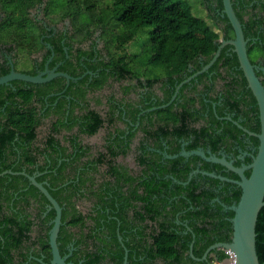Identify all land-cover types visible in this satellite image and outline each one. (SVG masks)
I'll use <instances>...</instances> for the list:
<instances>
[{"label":"trees","instance_id":"trees-1","mask_svg":"<svg viewBox=\"0 0 264 264\" xmlns=\"http://www.w3.org/2000/svg\"><path fill=\"white\" fill-rule=\"evenodd\" d=\"M231 1L245 38L250 33L255 34L253 26L258 19L253 16L259 12L264 13V0H249L252 3L248 10L239 5V0H236L238 7L234 0ZM213 2L215 6L211 5ZM0 3L7 13L14 16L12 21L15 22L12 23L10 32L19 36L22 49L27 46L38 50L43 46L39 27L28 16V9L40 3L44 4L42 11L53 23L62 19L69 21L72 30L69 37L73 42L77 44L79 41H89L88 47H78L73 52L76 62L82 58L81 72L73 71L75 67L71 61H68L69 68H63L73 75L88 71L79 81L77 96L80 98H85L87 91L101 90L112 79L116 82H127L122 85L125 94L137 87L147 89L144 99L142 97L140 100L141 104L145 109L155 106L153 110L145 113L148 123L144 136L153 141L158 150L149 152L146 157L140 153L135 156L136 163L144 166L141 172L147 175L144 180L130 176L126 166L113 164L118 155H126L128 152L127 146L119 147L125 140L120 137L124 135V131L117 134L114 140L108 134V140L115 142L116 147L112 148L111 143L106 145L104 151L81 165L77 162L80 155L78 150L72 149L71 152L65 153L66 148H61L62 156L68 158L69 162L63 160L59 163L57 158L51 155L57 143L53 135L41 149V153L49 156L51 162H46L47 167L38 165V172H45L35 178L44 183L48 192L62 207L57 244L60 254L67 256L66 262L121 264L124 248L116 235L117 222L122 242L128 249L127 264H153L156 260L162 261V264H216L225 260L228 255L221 248L211 250L206 259L197 258L202 257L209 245L231 240L232 225L229 219L233 216V211L229 209L223 216L222 204L230 206L237 203L241 188L232 182L204 175L201 171L214 172L233 179H238V176L231 171L226 172L223 165L208 162L198 155L165 158L160 145L165 142L168 147L165 153L169 155L179 153L182 142H186L182 146L186 151L200 148L206 155L217 154L221 149L230 150V140L236 139L237 134L244 133L242 126L254 133L260 131L258 105L249 88L250 99L247 103L251 105L253 125L247 124L246 120L238 122L239 125L224 118L228 114L222 109L227 105L228 113L235 111L238 114L241 100L233 92V87L238 81L233 75H222L218 71L219 68L222 65L234 67L240 74L243 85H247L236 53L232 52V56L225 55V47L222 48L209 68L210 71L215 70L213 78L218 77L225 81L222 94L225 98L222 103L224 105L216 104L217 97L211 98L212 103L206 101L202 95L190 94L195 84L189 93L183 92L195 78L180 87L173 101L169 102L172 91L166 88L162 100L144 104V100L149 99V91L155 83H162L163 86L169 84L171 89L174 88L176 83L200 70L212 59L220 39L234 37L230 23L223 15L222 1L202 0L210 13H213L210 15L213 25L194 15L190 5L183 0H0ZM258 22L264 24L263 16H260ZM143 27L151 29L142 49V53L148 57H145V62L142 61L140 65L137 63V55L125 54L123 50ZM96 32H99V37L96 38L103 43L99 50L93 48L96 43L93 36ZM259 35L264 40V33ZM260 38L252 45L248 44L247 54L251 63H254L258 56L264 58V44ZM190 64H193L191 71L188 70ZM207 73L208 71L200 73L196 79L201 83L202 77ZM162 76L166 78L163 82ZM261 82L264 85V79ZM205 88L211 90L208 84ZM22 97L26 103L31 94ZM107 102L109 110L105 117L96 109H87L80 125L81 132L93 135L104 124H112L111 112L114 105L111 99ZM168 102V105L161 107ZM97 103L101 104L100 98H97ZM214 103L216 105L213 107ZM131 111L134 121L137 108ZM237 114L231 116L235 121ZM15 123L19 126V136L0 130V172L7 169L20 171L26 167L27 173H31L35 169L32 166L36 155H32L28 149H22L25 164L5 163L1 152L13 138L17 137V142L33 141L37 135L35 129L40 123V118L32 112H23ZM218 128L220 130H217ZM133 135L134 131H131L127 140ZM249 137L252 145L258 146V139L253 135ZM70 141L71 144L75 143V140ZM74 146L73 148H76ZM243 161L251 162V156L247 155ZM241 163L240 160L233 162L235 166H240ZM103 165L107 166L105 173H109L113 180H104L98 184L96 174ZM67 167L72 177L65 178L64 169ZM195 169L200 171L192 174L188 180V175ZM244 173L249 175V171ZM165 175H172L180 183L171 189L168 188L171 179H165ZM196 180L201 181L196 183ZM209 182L214 185L210 186ZM219 184H223L225 191H214L213 186ZM122 187L127 189L124 191ZM17 189L19 192L13 196V190ZM82 198L92 201L97 198L103 208L97 212L91 208L85 214L77 208V202ZM214 198H218L221 203L215 200L212 202ZM11 199L10 208L2 209L1 202H9ZM30 199L37 202L36 208H26L25 205L29 204ZM18 201H23L25 205L16 208ZM48 206V200L30 184L26 176H0V264H50L52 255L48 236L55 212ZM128 210L132 211L131 217L128 216ZM110 215H114V218L110 219ZM176 218L185 221L188 228L176 224ZM100 220L105 222L104 229H98L102 224ZM72 228L77 231L74 234L72 250H69L67 247L72 240ZM255 234L256 253L259 263L264 264V206L257 216ZM148 239L151 242H148ZM192 241L194 257L189 255V245Z\"/></svg>","mask_w":264,"mask_h":264},{"label":"flooded vegetation","instance_id":"flooded-vegetation-1","mask_svg":"<svg viewBox=\"0 0 264 264\" xmlns=\"http://www.w3.org/2000/svg\"><path fill=\"white\" fill-rule=\"evenodd\" d=\"M234 1L238 7V2L236 0ZM248 1L249 0H239V5L243 7L244 10H248L249 5L252 3V1H256V0H252L249 2ZM43 5H44L43 3L36 4L34 7L28 9V16H30L35 21V24L39 27L40 41L43 44L41 48L35 50L32 47H27V46H25L23 49L21 48L20 39L18 38L19 36L16 35L15 33L10 32L11 25L13 22H15L12 21L14 16L7 13L5 8L2 6V3H0V78L9 74L10 72L24 73L31 76H35L38 74H42L46 69H48L49 71L67 73L72 77V79H66L63 76H57L49 81L42 83H31L20 79H12L5 83L0 84V130L12 132L13 135L19 136L18 134L19 126L15 122L18 120L19 116L23 112H32L33 115L40 118V123L37 125L35 129L37 134L36 138L29 143L17 142L15 140L17 137L13 138L12 141L3 150V152H1L3 161H5V163L8 164H13V163L25 164L26 159L22 157V149L26 148L29 150V152L32 155H36L34 160V165L32 166L35 169L31 173H27V168L24 167L20 171H13V172H24L28 175H34L35 177H38L45 172V171L38 172V165H42V166L45 165L47 167L46 162L48 163L51 162L49 156H47L44 153H41V149L44 147V145L47 144L46 141H48V138L51 135L54 136V140L57 142L56 145L54 146L55 151L52 150L51 155L54 158H57L59 163L63 162V160L69 162L70 160L68 158L62 156L61 148H66L65 153L71 152L72 149L78 150L80 155L79 158L77 159V162L78 164L81 165L86 160L92 159L99 152L104 151L106 145L111 143L112 148L116 147L117 145L115 142L108 140V134L114 140V137H116L117 134H120L121 131H124V135H120V137L122 138L124 137L125 140L123 144H119V147L127 146L128 152L126 155H118L113 161V164L125 166L117 161L118 158L121 156L127 157L129 154H133L134 157L133 162L136 164V166H138V170L131 172V170L126 166L128 168V174L136 178L141 177L142 180H144L147 177L146 174L141 173L143 172L144 166L143 165L139 166L136 163L135 156L138 153H140L146 157L148 154H150L149 152L158 150L156 149L157 147L155 146V143L153 141L147 140L144 136L145 129L147 128V123H148V116L145 115V113L149 111L148 109L155 107L153 106L145 109L141 104L140 100L142 99L144 94L148 92V90L137 87L135 88V90L133 91L129 90L125 94L122 85H126L127 82L125 81L116 82L110 79L108 81V85H105L101 90H103L106 86H109L110 83L116 82L118 84H121L119 85V95L113 92L111 94H107L106 96L103 97L104 99H102L101 97L102 94L99 93L101 90H99V91H87L85 98H80L79 96H77V91L79 90V81L88 71H84L82 74L79 75H73L72 73H68L63 68L64 66L66 68H69L68 61H71L73 62V66L75 67V70L73 71L81 72V69L83 67L82 58H80V60L76 62L73 52H75L78 47L81 48L88 47L89 41H87L86 43L79 41L77 42V44L76 42H73L72 39H70L69 37L70 34L72 33V30L69 27V21L67 19H62L56 23H53L50 20V17L42 11ZM211 5L215 6L214 2L211 3ZM208 12L210 13L209 10ZM8 16L10 17L9 19ZM260 16H263L264 19L263 12H259L257 15L253 16V18L259 20ZM258 20H256L257 22L253 26L255 30V34L250 33L245 38L247 40V49H248V44L252 45L257 39L260 38L259 34L261 32L264 33V24H261V22H258ZM93 38L95 39L96 42L93 45V48L95 50H99L100 49L98 47L99 39H97L95 36H93ZM260 40L261 43L264 44V40H262L261 38ZM51 42L54 45H52ZM224 47H225L224 50L225 55L232 56V52H234L233 47H231L229 44L224 45L222 48ZM59 48L61 50H58ZM199 62L201 63L202 61L199 60ZM252 65L254 66L256 75L258 76L260 81H262V79H264V58L258 56L257 58H255L254 63H252ZM192 67L193 64H190L188 70L191 71ZM209 68L206 70L208 71V73L202 77L201 83L196 79L197 76L196 75L195 77L192 78V79L195 78V80L189 85H187L184 88L183 92L189 93L192 90L193 85L195 84V88L190 92V94L202 95L206 99V101H212L211 98L217 97L218 100H216L217 101L216 104L222 106L224 105L222 103L225 100V98H223L222 96L224 92L223 85L225 81L221 80L218 77L213 78V74L215 73V70L210 71ZM218 71L221 72L222 75L224 76L233 75L234 78L238 81L237 83H235V86L233 87V92H235L236 97L241 100L239 103L240 110L238 114L235 111L228 113L226 111L227 105L225 104L226 108L222 109V111L224 113H227L228 115L225 116L224 118L227 120L231 119L233 123L234 122L238 123L241 121L244 122L246 120L247 124L253 125L251 124L252 121L251 118L252 115L250 113L251 105L247 103L249 102L250 99L248 94L249 91L248 86L243 85L242 78L234 67H228V66L226 67L222 65V67H220ZM42 75L45 76L44 74ZM161 79H162L161 82L166 80L164 76H162ZM72 83L74 85H71ZM179 83H176L175 87L172 89L169 84L163 86L162 83H155L151 91H149V99L144 100V104H153L157 100H162L164 98L163 92L164 89L166 88L172 91V95L170 97L169 102L173 101L179 93L178 91L175 95V98L171 100V98L174 96L176 92V88L179 85ZM206 84L211 86L210 91L207 88H205ZM82 87H84V85ZM29 93L31 94L30 100L26 101L25 103L22 95H26ZM134 94L137 97L136 96L132 97ZM97 98L101 99V104L97 103ZM108 99H111V102H113L114 105V108L112 109L111 112L113 121L110 126L104 124L95 133L97 134L101 129H105V131L103 132L101 142L99 146L96 148L89 141V138L94 136L95 134L88 135L86 133L81 132L80 125L83 122V116L88 111L87 109H96L97 111H99L98 106L99 107L101 106L103 108L104 113L100 111L99 113L101 114L102 117H105L107 110H109V106L107 102ZM176 104L177 103H175V105ZM216 104L214 103L213 107ZM133 108H137V111L134 113L135 114L134 121L131 117L133 116L132 114L133 112L131 111ZM201 113L203 115L205 114V112H201ZM232 114H237L238 116L237 121L231 118ZM41 126H42L43 134L40 135L38 129ZM242 128L248 130L246 127L242 126ZM217 130H220V128H218ZM131 131H134V135L128 141L127 136ZM243 132L244 133L237 134L236 139L230 140V150L221 149L217 152V154H213V153H209V154H213L218 157L223 155L227 160L231 161L232 163L234 161L240 160L242 161L240 166L242 164H248V163H244L243 160L247 155L251 156L253 152L257 149V146L252 145V141L249 137L250 134L247 133L246 131ZM70 140H75V143L71 144ZM185 143L186 142L181 143L180 146L181 150L183 149L182 146H184ZM73 145H75L74 147L76 148H73ZM160 146L163 148L162 153H165V150L168 148L165 142H162ZM106 168H107L106 165L99 167V172L96 174V178H95L98 181V184H100L104 180H113V177L109 173H105ZM64 170H65V178H69L73 176L68 167L65 168ZM4 171H12V170L7 169ZM4 171L0 172V176H3L5 174H14V173H3ZM225 171L227 172L231 170L226 168ZM246 171L250 172V170H246ZM46 178L49 179V177ZM46 178L44 179L45 181ZM165 179H171L168 186V188L170 187V189L173 188L176 184H179L180 182L172 175H165ZM200 181L201 180H196L195 182L198 183ZM209 185L212 186L214 184L209 182ZM168 188L166 189L167 191L169 190ZM213 188L214 191L217 193L223 190L225 191V188H223V184L215 185L213 186ZM126 189H127L126 187H122V190L125 191ZM13 192H14L13 196H15L19 192V189L15 191L13 190ZM83 200L89 201L88 207L85 208L83 212L85 214L88 213L91 208H93V210H96V212L103 208L101 204H99L97 198L93 199V201L84 198L80 199V201ZM214 200L217 201L218 203H221V201L218 198H214L212 202ZM1 203H2L1 206L2 209L10 208L12 199L9 202L3 200ZM23 205H25L23 201H18L16 208H19L20 206ZM25 206L26 208H36L37 202L34 201L33 199H30L29 204ZM222 206H223L222 209L223 211H221V213L223 216H225L226 211L229 210L227 209L229 206L225 204H222ZM96 212H94V214H96ZM131 215H132V211L128 210V216L131 217ZM109 218L110 219L114 218V215H110ZM100 223L102 224L98 229H104L105 222L103 220H100ZM175 223L178 224L179 226L183 225L184 228H188L185 221H180L176 218ZM118 227H119V222H117V229H116L117 238L118 236H121L120 233L118 232ZM70 231L73 232V236L70 245L67 248L69 250H72L74 234L76 233L77 230L72 228ZM185 232L186 231H184V233ZM118 241L121 242L122 245L123 243L122 240L120 241L118 239ZM148 242H151V240L148 239ZM189 255H190V248H189ZM153 264H162V261L156 260L153 262Z\"/></svg>","mask_w":264,"mask_h":264},{"label":"water","instance_id":"water-1","mask_svg":"<svg viewBox=\"0 0 264 264\" xmlns=\"http://www.w3.org/2000/svg\"><path fill=\"white\" fill-rule=\"evenodd\" d=\"M222 1V12L225 15L233 29L234 37L229 40L220 39V44L212 57V59L206 63L201 70L196 71L191 76L182 80L176 88V92L174 96L171 98L173 100L175 98L176 93L179 91L180 87L190 81L196 75L206 71L212 63L216 60L217 56L220 53L221 48L229 44L233 47V51L236 53L239 67L242 70L245 79L247 81V86L251 90L253 96L256 99L258 110H259V120H260V131L258 133L250 132L246 129V131L250 135L255 136L258 139L257 151L253 155H251V162L248 164H242L241 166H235L233 163L225 158V156H216L213 154L206 155L205 152L198 148L190 151H186L182 149L179 153L169 155L163 153L165 158H175L178 155L189 156V155H198L204 160L208 162L219 163L224 167L228 168L232 172H234L238 179H230L225 176L217 175L214 172L201 171L202 174L217 178L222 181L233 182L237 184L241 188V194L239 200L236 204L229 206L227 209L233 211V216L229 219L232 225V235L231 240L229 242H216L209 245L201 258L206 259L207 254L215 249L221 248L223 250H229L233 253L234 262L233 264H260L259 259L256 253V245H255V224L257 220L258 213L260 209L264 206V87L256 75L254 66L250 62L247 55V40L245 39L242 25L236 16V13L232 6L231 0H221ZM44 74L45 76H43ZM42 74H38L35 76H31L24 73H15L10 72L9 74L0 78V84L5 83L12 79H20L23 81L31 82V83H42L51 80L57 76H63L66 79H72L70 75L64 72H55L49 71L46 69ZM168 103L162 105L166 106ZM155 107L150 108L148 110H153ZM237 124V123H236ZM250 170L249 175H245V171ZM200 170L195 169L188 175V180L191 178L192 174L199 172ZM3 173H14V174H22L27 177L30 184L34 185L48 200L49 209L53 208L55 215L52 220V226L49 230V245L51 247V260L50 264H70V262H66L67 256H62L58 249L57 237L61 225V216H62V207L59 203L51 196L48 192L47 188L44 186L43 182H38L34 175H28L24 172H13V171H4ZM180 183V182H179ZM118 239L121 241L122 237L118 236ZM192 243H190V256L194 257L192 254ZM124 248L123 261L121 264H127L128 258V250L122 243ZM198 259V258H197ZM228 262V259L226 260Z\"/></svg>","mask_w":264,"mask_h":264},{"label":"rangeland","instance_id":"rangeland-1","mask_svg":"<svg viewBox=\"0 0 264 264\" xmlns=\"http://www.w3.org/2000/svg\"><path fill=\"white\" fill-rule=\"evenodd\" d=\"M183 1L187 2L190 5L191 11L194 15L204 19L205 22L208 23L209 25H213V20L210 17V15H213V13L208 12V9L202 3V0H183ZM150 29H151V27H143V28L139 29V31L137 32V34L135 35L133 40H131L128 44H126L124 47V50H123L125 54L137 55V63H139L140 65H141L142 61L145 62V57H148V55L142 53V49H143V44L146 43V41H147L148 31ZM98 33L99 32H96V34L94 36L99 37ZM98 41H99L98 47L101 48L103 43L100 40H98ZM148 75H149V73H148ZM119 85H121V84H118L116 82L110 83L109 86H106L103 90H101L99 93L102 94L101 95L102 99H104L103 97L106 96L107 94H111L113 92H115L117 95H119ZM135 96L136 95L134 94L132 97H135ZM98 110L100 112L104 113L103 108L101 106L100 107L98 106ZM104 131H105V129H101L97 134H95L94 136L89 138L90 143L94 147L97 148L99 146ZM38 132L40 135L43 134L42 126L38 129ZM117 161L120 164L127 166L132 172L138 170V166H136V164L133 162L134 161L133 154H129L127 157L121 156L118 158ZM88 205H89V201L83 200V201L77 202V208H78V210H80L82 212H84L85 208H87Z\"/></svg>","mask_w":264,"mask_h":264},{"label":"built area","instance_id":"built-area-1","mask_svg":"<svg viewBox=\"0 0 264 264\" xmlns=\"http://www.w3.org/2000/svg\"><path fill=\"white\" fill-rule=\"evenodd\" d=\"M225 253L228 255V257L223 260L222 262H218L216 264H233L234 258H233V253L229 250H224ZM228 259V262L226 261Z\"/></svg>","mask_w":264,"mask_h":264}]
</instances>
